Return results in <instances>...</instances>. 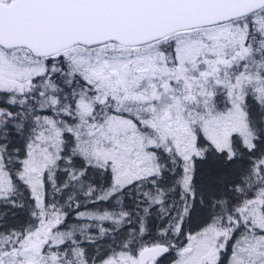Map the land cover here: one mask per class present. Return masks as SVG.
Here are the masks:
<instances>
[{"label":"snow or ice","instance_id":"obj_1","mask_svg":"<svg viewBox=\"0 0 264 264\" xmlns=\"http://www.w3.org/2000/svg\"><path fill=\"white\" fill-rule=\"evenodd\" d=\"M0 264H264V0H0Z\"/></svg>","mask_w":264,"mask_h":264}]
</instances>
